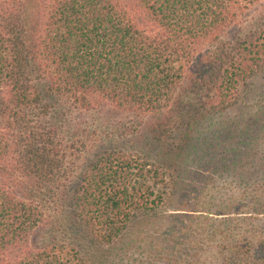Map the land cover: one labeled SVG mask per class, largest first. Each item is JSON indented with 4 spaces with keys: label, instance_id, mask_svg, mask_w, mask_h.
Masks as SVG:
<instances>
[{
    "label": "trees",
    "instance_id": "trees-1",
    "mask_svg": "<svg viewBox=\"0 0 264 264\" xmlns=\"http://www.w3.org/2000/svg\"><path fill=\"white\" fill-rule=\"evenodd\" d=\"M258 77L264 0H0V264H91L136 222L145 264H264ZM48 97L161 159L66 141Z\"/></svg>",
    "mask_w": 264,
    "mask_h": 264
},
{
    "label": "rangeland",
    "instance_id": "rangeland-1",
    "mask_svg": "<svg viewBox=\"0 0 264 264\" xmlns=\"http://www.w3.org/2000/svg\"><path fill=\"white\" fill-rule=\"evenodd\" d=\"M262 79H264V77H258L253 80L254 83L252 84H254V88L259 85L261 86L262 83L259 81ZM241 90L244 92L245 87H243ZM250 97L253 99L252 95ZM47 99L54 106V109L49 116V120L60 128L66 141H73V139H81L91 135L94 140L90 143V145H98L101 141H108V143H112L119 148L132 151L133 153L142 155L147 154L154 159H161V155H158L156 149H154L153 146L149 147V142L146 137L147 134L145 132L130 135V137L119 136L123 127V122H125L126 119H123L122 117H116L110 122L106 119L107 117L103 118L102 113H88L81 111L72 107L63 99L59 100L53 98L51 100L49 97ZM248 111L250 113L249 116H253L255 120V116L259 117L261 112L264 111V104L252 105ZM84 129L88 130L89 133L85 134L83 132ZM112 129H116L117 132L113 133ZM108 134H114V136L108 138ZM215 134L219 136V130H216ZM217 146L219 148V140L214 143V147ZM86 155L87 154L84 153L83 158H85ZM212 155H219V151H212ZM213 179L214 181L210 180L208 177L207 180V189H210L208 195L213 193L219 195V175L214 174ZM201 200L204 201V198H201ZM166 209L169 208L166 207L165 210ZM140 224L141 223L139 222L134 223V225L130 227L126 234L112 245H98L92 243L88 239H84L79 242V247L84 256L89 259L91 264H145L147 261L151 260V254L147 253V250H143V246L148 245L146 243L148 240L146 239V235L141 234V232L136 233V236H134L135 240H133L132 243L133 246H127V243H129L128 240L131 238L130 235L137 231V229H140ZM137 235H140L139 238L143 239L144 241L142 242L139 240V238H137V240L141 243V247L138 246L139 242L136 240ZM145 248L147 249L148 247Z\"/></svg>",
    "mask_w": 264,
    "mask_h": 264
}]
</instances>
